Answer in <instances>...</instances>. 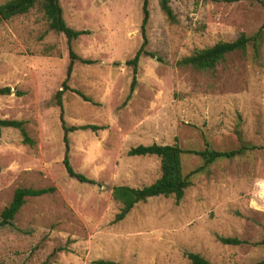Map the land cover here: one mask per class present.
<instances>
[{"label":"rangeland","instance_id":"obj_1","mask_svg":"<svg viewBox=\"0 0 264 264\" xmlns=\"http://www.w3.org/2000/svg\"><path fill=\"white\" fill-rule=\"evenodd\" d=\"M8 0H0V5ZM67 24L86 30L73 43L82 58L64 95L67 126L103 127L69 135L73 169L97 184L71 178L64 166V131L54 98L69 65L67 40L50 30L41 5L0 22V119L24 121L0 130V221L18 188L56 190L30 197L0 226V264H191L186 252L211 264L264 261V0H171L170 23L159 0H149L146 49L128 100L143 43V0H60ZM261 32L256 48L229 54L214 72L177 61L214 44ZM258 49V51H257ZM233 151L206 165L182 155L192 185L184 199L154 197L115 223L114 186L141 188L161 176L156 156H129L139 145ZM219 237L237 238L240 245Z\"/></svg>","mask_w":264,"mask_h":264},{"label":"trees","instance_id":"obj_2","mask_svg":"<svg viewBox=\"0 0 264 264\" xmlns=\"http://www.w3.org/2000/svg\"><path fill=\"white\" fill-rule=\"evenodd\" d=\"M197 2L205 0H195ZM41 5L45 18L48 21L50 30L64 35L67 40L69 50V65L67 68L66 78L62 83V87L55 94L54 102L60 108V119L62 128L64 131V143H65V156L64 166L71 178H75L81 183L97 184L93 179H90L83 174L76 172L70 162V140L69 135L78 130L91 129L93 131L103 129V127H97L92 125L84 126H67L64 120V106L63 99L67 91H72L83 98L85 101H91L83 93L78 90L72 89L69 85L74 66L77 62L91 65L96 61L91 59H85L80 57L73 49V43L81 36L89 34L86 30H75L70 27L64 18L63 8L60 0H8L0 5V22L9 21L12 18L29 13L35 6ZM159 5L167 20L176 24L178 22L177 15L171 7V0H159ZM150 20L149 0H143V19L141 24V34L143 37V43L140 49L137 51L134 58L128 61L127 65L133 69V79L130 86L128 100L132 97L136 85L137 74L140 59L143 55L154 57L155 54L149 52L146 47L148 45L147 37V25ZM261 39V32L259 31L255 36L248 37L242 33L236 40L231 42L220 41L213 46L196 50L192 54L182 57L177 61L179 67H190L198 71H211L214 72L216 67L226 60L229 54L235 52L246 53L249 43L254 42V45H258ZM257 48V46H256ZM258 51V49H257ZM10 94V88H1L0 95ZM24 121L20 120H7L0 119L1 128H15L20 130L23 142L25 144L33 145L34 141L29 138L26 129L24 128ZM257 147L242 145L240 149L233 151H214L205 149L203 151L183 150L177 144L175 145H139L131 148L128 152L129 156H156L161 162V176L151 185L143 186L141 188H134L130 186H114L112 189V197L114 201L120 204V211L116 214L114 222H120L124 220L133 208L139 203H145L149 199L154 197H174L176 204H180L185 197L186 190L192 185L190 176L185 175L183 171L182 155L185 153H191L201 156L204 159L206 165L212 164L219 159H230L242 151L256 150ZM1 171V169H0ZM54 187L32 189V188H18L15 191L14 197L2 214L0 226L10 224L20 212L26 201L30 197H40L49 193L55 192ZM219 240L225 244L240 245L243 242L237 238H224L219 237ZM188 260L191 264H211L206 258L197 253L186 252ZM96 264H120L113 261L97 260ZM264 264V261L258 263Z\"/></svg>","mask_w":264,"mask_h":264}]
</instances>
